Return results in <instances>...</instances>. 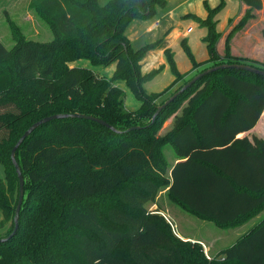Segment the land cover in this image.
Masks as SVG:
<instances>
[{"label":"trees","instance_id":"trees-1","mask_svg":"<svg viewBox=\"0 0 264 264\" xmlns=\"http://www.w3.org/2000/svg\"><path fill=\"white\" fill-rule=\"evenodd\" d=\"M239 1L246 9L225 37L223 56L215 48L221 34L214 18L225 6L220 0L213 9L204 5L206 19L194 18L206 29L209 59L197 64L182 42L192 70L198 69L187 79L165 51L174 81L158 94L143 88L158 71L142 75L139 62L162 40L134 50L125 31L133 20L153 17L166 0H32L51 31L47 43L26 39L6 19L14 45L7 49L0 42V229L9 224L0 236V264H264V219L208 259L200 244L177 238L158 211L147 210L166 191L170 202L219 229L241 227L264 211V142L253 151L235 139L264 111V77L214 71L151 121L159 106L207 69L241 64L264 71V54L261 62L231 55L234 34L262 9V0ZM80 61L90 68L77 66ZM111 65L109 78L93 70ZM120 84L139 101L135 111H123ZM188 99L181 119L157 137ZM72 114L111 128L82 118L55 119L21 143L15 161L23 199L18 229L9 238L18 200L12 148L34 123ZM165 146L178 161L172 166Z\"/></svg>","mask_w":264,"mask_h":264},{"label":"crops","instance_id":"crops-1","mask_svg":"<svg viewBox=\"0 0 264 264\" xmlns=\"http://www.w3.org/2000/svg\"><path fill=\"white\" fill-rule=\"evenodd\" d=\"M0 1H3L5 3V6H1V7H7L8 9H10V10L6 9L4 11V15L5 17L7 16L8 17L7 19H9L12 22L13 20L11 19L12 16H10V14L15 12V7L16 8L18 6L20 8L22 7L20 10L19 21L25 24L26 28L32 31V34L34 31V35H33L34 37L41 36V34H39L40 32L38 33L37 31L38 29V27L36 26L37 21L44 23L47 26L48 30L50 31L46 22L38 16L35 9L31 8L32 0H0ZM223 1L225 4L224 8L214 18L216 22V31L221 34V37L218 40L215 47L216 52L219 56H223L224 54V42L226 35L238 23V21L243 16L242 13H244L246 9V6H244L239 0H223ZM219 3L220 0H166V5L162 8H157L155 11V15L153 17L135 19L129 24V26L125 31V35L131 47L134 50H139L140 48L144 47L147 44L154 43L158 40H162V45L160 47L148 51L139 62L140 71L142 75H147L153 71H158V73L152 79L146 81L143 84V88L147 93L149 94L161 93L166 88H168L174 81V77L170 72V68L168 66L165 57V51L168 50L171 53L172 60L174 62V65L178 73L181 75L188 73L187 77L194 75L198 69L192 70V64L183 51L181 45L182 42H185L197 64H201V63L203 64L209 59L206 46L202 41V39L206 36V29L204 27H200L194 18H198L200 20L206 19L207 10L205 9L204 5L206 4L210 9H213L217 7ZM229 21L231 22L229 23ZM240 33L245 34V32H243V29L238 31L237 33L234 34V37L230 42L231 55L238 58L261 62L263 60V56L262 58L250 56L247 55L246 53H243L241 51L242 49L238 50L237 47H235L236 38L239 35H241ZM41 38H43L42 41H36V42L47 43L52 39L51 37V39L47 41L48 36H46L45 32L43 34V37ZM26 39H28V37H26ZM263 40L264 39H262V41ZM76 65L82 67L90 66L86 62H82ZM97 68H99V70L102 69V67H96V69ZM108 68L106 69L110 70V73L109 75L105 76L107 78H109L112 75L114 71V65H111ZM120 87H122L124 92L128 91L127 89H124L122 84H120ZM188 103H189V99L183 103L181 108L176 113H174L167 120L164 121L160 130L157 133V137H162L166 133L171 131V129L175 126V124L181 119L182 112L185 108L188 107L187 105ZM139 106L140 104H138V107L136 109H138ZM136 109L130 111H135ZM235 139L237 141L242 142L246 148L255 151L257 149L258 142L261 139L264 140V111L262 112L256 125L251 130L238 134ZM168 155L170 157V162H168L169 165L172 166L176 162H178L173 153V150L172 153L169 152ZM162 195L163 196L165 195L166 197V191L161 192L157 196V199L159 196ZM166 199L169 201L167 197ZM157 213L163 216L164 218H165L164 216L165 213L168 214V216L171 219H173V222H176L177 220L175 214L172 213V208L167 204L164 206L163 209L159 210ZM261 213H264V211ZM261 213L256 217H254L253 219H251L248 223L244 224L243 226L235 228V229H240V231L238 232L239 234L238 238L236 240H238L241 236L246 234L252 227L258 224L262 219H264V216L262 217ZM194 218L198 219L196 217ZM165 220L168 222L166 218ZM174 235L177 238L181 239L182 241H189L192 243L200 244L203 248V252L205 256L208 259L221 250V248L220 249L216 248V244L212 240L203 241L199 239H193L190 237H182L177 234ZM208 250H211L212 253L209 254Z\"/></svg>","mask_w":264,"mask_h":264},{"label":"rangeland","instance_id":"rangeland-1","mask_svg":"<svg viewBox=\"0 0 264 264\" xmlns=\"http://www.w3.org/2000/svg\"><path fill=\"white\" fill-rule=\"evenodd\" d=\"M108 0H99L100 4H104ZM5 6L3 1H0V42L4 45L5 48L10 49L14 43L11 38V31L9 28L8 23L6 22L7 16L5 17L4 11L8 9ZM22 8V7H21ZM21 8L18 6L15 7V12L11 13L12 20L14 24L22 31L25 38L34 40V41H42L44 32L46 36H48L47 41L51 39V33L48 30L47 26L44 23L38 22L36 26L38 27L37 31L41 34L40 37H34V31L32 34L31 30L26 28V25L19 21L20 19V10ZM10 10V9H8ZM32 14V13H31ZM244 14V13H242ZM241 14V15H242ZM254 17L246 23V25L242 28L245 34H241L236 38L235 47L238 50H241L243 53H246L250 56H255L262 58L264 52V40L262 41V33L264 32V0H262V10L259 12L253 13ZM34 16V15H33ZM42 25V26H41ZM232 25V23H231ZM241 29V30H242ZM36 33V32H35ZM237 33V32H236ZM33 36V37H32ZM234 37V36H233ZM84 61L77 62L76 64L82 63ZM90 67V66H87ZM108 68V67H107ZM106 67H102V71L99 68H93L94 72L97 73L98 76L105 77L109 75L110 70L106 69ZM191 78V76L187 77ZM178 86L175 85L170 89V91L163 97L168 98L177 88ZM190 100V99H189ZM139 101L135 100L131 93L128 91L125 92V96L123 99V111H130L134 110L138 107ZM188 105V104H187ZM185 105V106H187ZM264 142L263 139L260 140ZM164 155L167 162H170L169 152L172 153V149L170 146L164 147ZM0 179H4V169L0 165ZM169 205L172 208V213L176 216V222H173L168 214L165 213V218L168 220L171 229L174 234L180 235L182 237H190L193 239H199L203 241H214L216 244V248H227L230 247L235 240L238 238V232L240 229H219L216 228L214 225L208 222H203L194 217L186 214L183 212L179 207L170 203L165 195L159 196L158 199L155 200L154 204L147 205V210L150 212L159 211L164 208L165 205ZM261 216H264V213H261ZM2 219L1 211H0V220ZM9 224H7L3 229H0V236H3L4 233L7 231ZM208 253L211 254V250H208Z\"/></svg>","mask_w":264,"mask_h":264},{"label":"water","instance_id":"water-1","mask_svg":"<svg viewBox=\"0 0 264 264\" xmlns=\"http://www.w3.org/2000/svg\"><path fill=\"white\" fill-rule=\"evenodd\" d=\"M221 69H232V70H237V71H244V72H248V73H252V74H256L259 76L264 77V71L255 69L251 66L248 65H237V64H231V65H219L210 69H207L199 74H197L195 77H193L189 82H187L185 85H183L177 92H175L172 96H170L165 102L164 104H162L161 106H159L154 115L152 116L151 121H153L156 116L160 113L161 110L165 109L167 106H169V104H171L179 95H181L184 91H186L188 88H190L198 79H200L201 77H203L204 75L213 73L214 71L217 70H221ZM63 118H82V119H87L90 121H94L97 122L103 126H106L107 128H111L108 125H106L104 122L93 118V117H87V116H83V115H53V116H49L47 118H44L36 123H34L33 125H31L21 136L20 138L17 140V142L15 143L14 147L11 150L10 153V159L13 163L17 178H18V200H17V205L15 208V213H14V217H13V231L11 232V234L9 235V238L12 237L17 229H18V217H19V211H20V207H21V203H22V199H23V177L21 175L19 166L17 165L16 161H15V152L18 149V147L21 145V143L36 129L38 128L40 125H42L43 123H47L51 120H55V119H63ZM1 241H5V240H1Z\"/></svg>","mask_w":264,"mask_h":264}]
</instances>
